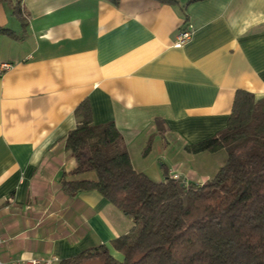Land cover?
I'll use <instances>...</instances> for the list:
<instances>
[{"label": "crops", "instance_id": "crops-1", "mask_svg": "<svg viewBox=\"0 0 264 264\" xmlns=\"http://www.w3.org/2000/svg\"><path fill=\"white\" fill-rule=\"evenodd\" d=\"M6 0L0 3V260L61 259L106 245L131 219L96 190L68 195L65 149L86 101L114 123L132 166L155 181L202 183L223 149L190 153L222 130L234 93L264 98V0ZM16 5L20 13L16 12ZM191 37L173 46L183 28ZM177 144V146H174ZM148 145V146H147Z\"/></svg>", "mask_w": 264, "mask_h": 264}, {"label": "trees", "instance_id": "trees-1", "mask_svg": "<svg viewBox=\"0 0 264 264\" xmlns=\"http://www.w3.org/2000/svg\"><path fill=\"white\" fill-rule=\"evenodd\" d=\"M13 8L20 13L18 6ZM187 20L184 13L185 26ZM74 113L77 124L66 134L64 146L76 160L74 173L90 170L95 177L62 176V189L70 196L98 191L132 225L111 242L122 259L100 244L57 264H264V98L237 89L226 126L185 145L190 153H226L202 183L168 174L161 181L151 179L132 166L114 123L94 124L86 101Z\"/></svg>", "mask_w": 264, "mask_h": 264}, {"label": "built area", "instance_id": "built-area-1", "mask_svg": "<svg viewBox=\"0 0 264 264\" xmlns=\"http://www.w3.org/2000/svg\"><path fill=\"white\" fill-rule=\"evenodd\" d=\"M192 31L187 28V26H183L181 30L176 34L175 39L173 41V46L178 47L184 42H186L190 37H191ZM10 66L9 63H0V74H2L8 67ZM171 178L175 180H182L179 174L172 172L170 175ZM2 247V239L0 238V249ZM57 257L52 256L49 259L45 260H39V259H29L24 262V264H51L52 262H56ZM0 264H3L2 261L0 260ZM14 264H22L21 261H15Z\"/></svg>", "mask_w": 264, "mask_h": 264}, {"label": "rangeland", "instance_id": "rangeland-1", "mask_svg": "<svg viewBox=\"0 0 264 264\" xmlns=\"http://www.w3.org/2000/svg\"><path fill=\"white\" fill-rule=\"evenodd\" d=\"M174 146H177V144H174ZM207 154L206 155H210L209 153L210 152H206ZM87 264H96V263H87Z\"/></svg>", "mask_w": 264, "mask_h": 264}]
</instances>
